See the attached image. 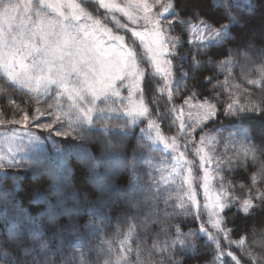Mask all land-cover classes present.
Instances as JSON below:
<instances>
[{
  "label": "snow or ice",
  "instance_id": "6c2138e0",
  "mask_svg": "<svg viewBox=\"0 0 264 264\" xmlns=\"http://www.w3.org/2000/svg\"><path fill=\"white\" fill-rule=\"evenodd\" d=\"M247 7L252 15L245 18L239 13L233 15L237 9L231 0L222 9L214 6L212 0H125L122 5L115 0H95L94 3L93 0H81L79 3L76 0H23V3L21 0H0V71L5 77L0 92L5 93V98L9 94L12 97V103L7 105L8 113L20 117L9 120L8 113L0 111V116L5 117L0 119V125H23L5 133L6 139H20L22 133L30 144L52 141L55 151L63 157L65 149L55 137L70 138L78 142L77 147H81L91 142L88 129L98 126L107 135L97 137V150L102 155L111 154L123 159L128 151L124 138L113 136L111 131L118 129L127 133L140 118L147 120L149 129H155L154 142L164 139L157 120H170V129L179 121L176 129L178 137H171L170 144H165L173 151L178 150V138L185 147L191 143L195 148L194 137L203 132L206 122L218 115H223L237 129L229 135L240 138V150L231 157L215 160L216 186L210 184L213 174L205 167L214 157L201 155L204 152L202 147L196 149L199 168L204 171L202 187L205 202L201 206L196 200L191 182L195 177L191 168L187 198L197 208L193 219L202 221L199 228L184 232L177 225L171 233L168 228L161 227L160 231L171 238L159 244L153 243L150 249L143 246L147 241L137 243L136 249H133L130 243L133 229L129 228L119 241L127 255L117 254L115 261L106 259L104 264H152L151 257L143 258V252H157V249L160 259L155 264H185L180 257L186 254L199 256L201 250L211 257L207 264H264V245L260 246L257 254L252 248H244L243 238L233 240L232 234L236 229L228 227L230 220L227 215L233 208L237 210L233 215L241 210L245 215H251L255 209L264 206V128L254 129L249 125L253 119L264 120V95L257 97L248 88L240 90L237 85L239 95L229 93L223 102L218 95L197 102L201 94L196 91L186 97L179 107L174 101L182 90L181 82L189 78V73L183 71L182 63L189 55L192 56L190 67L197 66V70L203 63L212 65L217 55L227 56L228 59L215 67L229 65L241 49L264 58V47L260 46L264 45V28L259 32L250 28L251 20L257 15L264 18V3L250 0ZM117 13L127 22H122ZM225 20L228 22L222 23ZM109 23L116 30L130 32L133 39L126 41L125 35L114 32ZM180 25L191 34L186 41L182 35L173 34ZM233 26H238L240 31L234 34ZM185 43L190 50L180 54V48ZM140 46L143 53L138 50ZM212 46H216L215 53L204 61L202 56H207ZM174 69L179 70L178 77H175ZM146 75L159 78L156 81L159 92L167 93L171 106L161 105L155 93L146 98V89L142 87ZM260 75L259 81L249 79L247 83L253 86L259 84L264 90V68ZM216 78L215 75L209 77L207 83L212 84ZM52 85L56 86L52 103H48L47 99L41 101L40 96L47 94ZM17 89L36 94L39 106L34 109L35 116L21 107L22 99L16 103ZM123 90L127 91V97L122 95ZM134 95L137 96L136 102L132 101ZM63 97L70 102L67 112L60 104ZM110 98L121 101L120 109L107 105ZM125 98L129 101L128 105L123 104ZM97 101L105 107L98 106ZM184 106L190 109L188 120L183 119ZM118 110L128 119L116 123L101 120L94 124L95 112ZM177 112L180 115L173 118ZM46 115H49L47 123L37 122ZM41 132H46L47 136H41ZM208 140V136L201 135L199 143L203 145ZM19 150L11 146L6 151L0 149V210L5 214L15 213L11 231L0 236V259L3 264H97L91 259V254L96 252L98 261L104 250L99 245L85 248L84 244L90 236L103 231L96 223L99 211L103 208L116 210L125 203L134 205L140 199L149 198V192L138 193L135 190L140 173L135 163L136 151L133 150L128 166L106 169L105 182L95 191L88 190L86 186L78 187L68 172L59 177L53 175L49 185L32 190L34 198L43 202V210L24 211L10 191L19 180V173L15 170L28 163L17 158ZM186 155V152L179 153L176 158L178 166L181 160L184 164L191 163L184 159ZM88 156L93 168L99 167L100 157L91 152ZM237 169L255 173L250 176V184L239 186L241 193L247 189L244 195L237 194L234 179L227 177L228 173ZM174 171L179 175L177 169ZM152 196L150 215H171L169 208L191 212V207H186L180 196L176 197L177 202L170 203L173 201L172 194L163 196L158 188ZM149 222L155 224L159 220L146 217L145 231L149 230ZM206 224H210L211 228ZM159 234H156L157 237ZM104 243L108 244L107 254L111 256V241ZM233 245L243 254H234ZM134 252L135 260L131 259Z\"/></svg>",
  "mask_w": 264,
  "mask_h": 264
},
{
  "label": "trees",
  "instance_id": "16d2710c",
  "mask_svg": "<svg viewBox=\"0 0 264 264\" xmlns=\"http://www.w3.org/2000/svg\"><path fill=\"white\" fill-rule=\"evenodd\" d=\"M212 2L214 6L222 9V7L228 3V0H212ZM231 2L237 9V12L233 13V15H237V13H239L245 18L252 15L247 7L250 0H231ZM260 2L264 3V0H260ZM89 10H91V8ZM227 22L228 21L226 20L222 21V23ZM193 23H197V21L193 20ZM109 27H112L114 32L125 35L126 41L133 39L130 32L116 30L112 23H109ZM250 28L259 32L262 28H264V18L257 15L251 20ZM182 29L184 30L183 32ZM238 31H240L239 27L233 26V33L235 34ZM173 34L182 35V39L185 41L191 35L186 31V27L183 25L177 26V30ZM138 43L139 42L137 41V44ZM257 43L258 45L260 44L259 41H257ZM260 46L264 47V45ZM138 50L143 53L142 46H140ZM189 50V46L185 43L180 48V54L189 52ZM215 51L216 46H212L209 49L207 56H202V59L207 61L212 58ZM227 59V56L217 55L212 65L203 63L197 70V66L190 67L192 56H187L182 63L184 65L183 71L189 73V78L181 82L182 90L179 95L174 97L175 105L178 107L183 105V100L191 95L193 91L201 94L197 97V102H203L213 95H218L219 99L223 102L227 99V95L229 93L239 95V90L236 87L237 85L240 86V90L248 88L257 97L264 95V90L261 89L259 84L253 86L247 83L249 79H255L258 81L261 79L260 72L261 69L264 68V58L259 57L256 53H245L243 49H241L240 53L234 56L231 64L221 66L219 68L215 67L216 64H219L221 61ZM174 73L175 77L179 76L178 69H174ZM214 75L217 78L212 81V84H208V78ZM4 80V74L0 71V85L4 83ZM157 80H159L158 77L153 78L146 75L142 84V87L146 89V98L155 93V97L160 100L161 105L169 104L167 101V93L165 92L164 94H161L159 92V87L156 84ZM184 85H186V88H184ZM214 86H216L215 92L213 91ZM55 89L56 86L52 85L47 94L40 96L41 101L47 99L48 103H52ZM35 96L36 94L29 93L27 90L17 89L16 103H20L22 99L23 103L21 104V107L27 108L30 110L31 115L35 116L36 113L34 109L39 106L36 104ZM11 103V95L9 94L8 97L5 98V93L0 92V111L8 113L7 105ZM69 103L70 102L67 100V97H63L60 100L63 111L67 112ZM213 103H215V101H213ZM97 104L100 107H105V104L101 103V101H97ZM123 104H129L127 98L123 100ZM107 105L120 109L121 101L115 100V98H110ZM169 106L171 105L169 104ZM54 111H56V109H54ZM177 113L180 115L179 112ZM177 113L173 114V118L177 116ZM4 118V116H0V119ZM13 118L19 119L20 117H14L12 113H8L7 119L10 120ZM48 119L49 115H46L38 119L37 122L47 123ZM126 119L128 118L119 110L115 112L106 111L104 113L95 112L93 114L94 124H97L101 120L108 123H116L123 122V120ZM157 123L161 125V135L164 139L155 140V142L154 138L156 137V133L153 129L148 128L147 120L145 118H140L137 124L131 127L127 133L121 132L118 129H113L111 131L113 136L124 138L128 151L123 159L117 158L111 154L102 155L101 152L97 150V137L107 135V133H105L103 129L98 126L88 129V135L91 137V142L84 143L81 147H77L76 145L78 142L71 141L70 138L55 137V140L58 141L60 146L65 149V155L62 157L53 148L52 141L45 140L43 144L36 142L30 144L27 137L22 133L20 134V139L11 137L6 139L4 135L5 133L10 132L13 127L20 128L23 127V125L2 124L0 125V149L6 151L9 146L14 149H20L17 152V158L28 162L22 168L15 170L19 173V180L13 184L10 191L15 196L16 200H18L19 207L22 210H43V202L34 198L32 190L37 188L42 189L49 185L52 181L53 175L59 177L68 172L71 175L72 182L78 187L86 186L88 190L95 191L100 184L105 182L106 169L116 170L126 168L131 160L132 151L135 150V163L137 170L140 173V179L136 184L135 190L138 193L149 192V198L141 205L137 203L134 205L125 203L116 210L103 208L99 211V214L96 217V223L103 231L98 235L90 236L87 241H85L84 246L87 248L89 246L99 245L104 251L100 254L98 261L96 252L91 254V259L96 261L97 264H104L106 259L115 261L117 254H122V248L120 247L119 241L122 240L124 235L128 233L129 228L133 229L130 240L133 249H136L137 243L139 242L147 241V244L143 246L150 249L153 243L159 244L162 241L170 239V236H166L160 231L161 227L168 228L171 233H174L175 226L177 225H179L184 232H187L189 229H198L202 221L193 219L197 212V208L194 204H185L186 207H191V212L169 208L168 211L169 213H172L171 215H150L149 204L151 203V200L154 199L152 193H155L157 188L163 196H167L168 193L172 194L173 201H170V203L177 202L176 197L178 195L175 189L162 184L161 180L158 179L159 177L155 169L156 167H154V163L157 162L158 159H161L160 154L164 151L165 144L170 143L171 137H178V133L176 131L178 123L171 127V129L169 128L170 120H157ZM206 123L207 126L204 127L203 132H198V134L194 137L196 147L193 148L192 146V149L195 153L196 149L199 148V139L201 135L208 137L209 135H212L214 137V142L212 146L210 144V147L215 156L213 164L215 170L216 159H226L231 157L233 153L240 150V138L238 136L235 138L230 137L229 134L235 132L237 129L235 125L227 120L223 115H218L217 118H213V120ZM249 125L254 129H261L264 128V120L259 118L253 119L249 121ZM141 129H144L145 131L142 132ZM40 135L47 136V133L41 132ZM177 141L182 140L178 138ZM82 149H87V151H83ZM88 152H91L94 156L100 157L99 167L93 168L92 160L88 156ZM193 152H191V150L188 151L189 161L191 162L189 165L193 170V176L195 177L194 190L197 193L196 200L201 206H203L205 201L204 190L202 187L203 179H201L202 173L199 168L198 156L193 154ZM253 174H255L254 171L237 169L234 172L228 173L227 177L228 179H234L237 194L244 195L247 189L245 188L244 193H241L239 186L250 184V176ZM0 175H2V173H0ZM217 182L218 177L214 175V177L210 180V184L216 186ZM9 183L12 182L9 180ZM161 207H163L162 203ZM236 212V208H233L227 214L230 220L228 227L230 229H236V231L232 234V239L238 240L243 238L245 240L244 248H252L257 252V254H259L260 246L264 245V206L255 209L251 215H245L242 210L240 213L233 215V213ZM14 216L15 213L13 212L5 214L2 210H0V236H3L11 231V225L15 222ZM146 217H149L150 220L158 219L159 223L152 224L149 222V230L145 231L144 224ZM85 219H87V215H85ZM204 220L205 222L207 220L206 214ZM206 226L211 228L210 224H206ZM157 233H160L158 237L156 235ZM104 241H111V256L107 254L108 244L104 243ZM73 246L75 247V242ZM233 250L234 254L238 256L243 254L240 249L235 248V245H233ZM157 252L150 253L148 251H144L143 258L148 259L151 257L152 264H155V261L160 259ZM180 258L184 259L185 264H207V262L211 259L210 255L205 254L203 250H201L199 256L186 254L184 257ZM131 259L135 260V252L133 253ZM0 264H3L2 259H0Z\"/></svg>",
  "mask_w": 264,
  "mask_h": 264
},
{
  "label": "rangeland",
  "instance_id": "374dc122",
  "mask_svg": "<svg viewBox=\"0 0 264 264\" xmlns=\"http://www.w3.org/2000/svg\"><path fill=\"white\" fill-rule=\"evenodd\" d=\"M93 1L95 2V0H93ZM76 2L79 3L80 0H76ZM115 2L122 5L125 2V0H115ZM21 3H23V0H21ZM65 11H68V10L65 9ZM117 16H118V18H120L122 20V22H127L126 19L124 17L120 16L119 13H117ZM122 95L124 97H127V91L123 90ZM132 101L133 102L137 101L136 95H134L132 97ZM189 110L190 109L188 106L183 107V119L188 120L187 113ZM191 111L195 112V109H191ZM178 115L179 114L177 113V116ZM152 118L155 119V116L153 115ZM177 123L179 126V121H177ZM153 130L156 133L155 129H153ZM212 138H213V136L209 135V140L206 141L203 145L200 144L199 148L202 147L204 149V152L201 153V155L207 154L209 156L214 157V159H215L214 153L212 152L211 147H210V144L212 146V144L214 142V139H212ZM177 145H178L177 151H173L170 146L168 148L164 147V151L160 154L161 159H158V161L154 163V167H156L155 169H156V172H157L158 177H159L158 179L161 180L163 185H165L169 188L175 189L176 193L178 194L177 196H180L184 200L186 205L188 203L192 204V202L189 201L187 198V192L189 191L188 183H189L190 165H189V163L184 164L183 160H181V164L178 166L177 160H176V158L179 156L180 152H186L187 155L184 159L189 161L190 159H189L188 151L191 150V152H193L192 144L188 143L187 147H185L183 141H177ZM211 152L213 153V155ZM193 154H195V153L193 152ZM198 159H199V156H198ZM214 159L210 163L205 165V167L208 169V171L213 174V176L210 177V180H211V178L214 177V172H215L214 167H213ZM174 169L178 170L179 175L176 174V171H174ZM200 171L202 173V176H201V179H202L203 175H204V171L201 168H200ZM191 182L193 183V189L192 190L195 191L194 190V179ZM195 193H196V191H195ZM196 196H197V193H196ZM146 201L147 200L142 199V200L138 201L137 204L141 205V204H144ZM121 250H122L123 255H127V253L123 252V249H121Z\"/></svg>",
  "mask_w": 264,
  "mask_h": 264
}]
</instances>
